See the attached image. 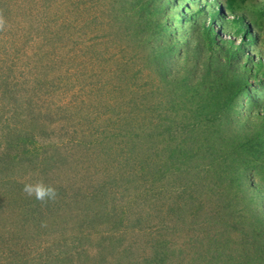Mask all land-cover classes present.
Wrapping results in <instances>:
<instances>
[{"label":"trees","instance_id":"trees-1","mask_svg":"<svg viewBox=\"0 0 264 264\" xmlns=\"http://www.w3.org/2000/svg\"><path fill=\"white\" fill-rule=\"evenodd\" d=\"M90 1H72L75 8L70 13L79 19L69 21V14H64L61 28L53 31L51 27L58 23L52 19L47 23L51 34L60 32L48 43L47 64L36 50L28 62L21 49L27 25L21 20L12 23V17L25 14L22 1L16 10L6 7L7 0L0 1V174L10 180L9 171L18 168L23 178L12 181L11 200L6 206L0 202V212L16 220L21 217V230L28 231L25 238H39L48 229L68 232L72 217L80 219L73 227L78 232L42 248L48 252L42 264H264V95L251 96L250 102L241 100L254 82L264 84V57L252 59L254 64L248 69L234 57L235 51L242 52L241 60L247 55L241 50L245 40L262 41L263 33L254 21L258 15L246 19L248 0H224L226 12L221 8L209 11V20L194 42L204 41L208 51L223 47L229 51L213 69L220 76L214 77L210 93L207 90L200 97L203 101L191 117L185 115L187 121L177 122L165 101V84L170 80L163 67L156 73L152 65L165 60L174 46L164 47L161 40L158 51L145 50L159 41L160 34L170 33L162 21L152 27L156 0H114L118 7L114 5L109 16L114 15L116 29L108 43L102 36L108 21L103 24L99 0L93 1L97 3L91 5V12ZM258 6L254 11L264 14V0ZM52 14L45 18L49 20ZM85 14L87 19H83ZM136 15L147 23L143 30L128 25ZM213 17L223 21L222 31L229 37L214 33ZM29 18L31 39L38 41L43 25L40 11H29ZM228 22L235 27L225 33ZM84 35L89 41L81 42L97 53L91 55L96 59L88 68L93 61L77 46ZM95 39L99 43L91 42ZM105 43L108 49L94 48ZM54 63L62 71L50 74L48 68ZM96 65L103 70L99 72ZM256 66H263L260 76H255ZM39 68L47 73L42 75ZM151 69L156 84L149 80ZM90 77H97L93 78L96 87ZM58 87H64L62 103L56 101ZM71 90L69 98L65 91ZM69 110L78 120L66 114ZM63 113L67 140L41 143L44 130L55 117L63 119ZM201 115L211 116V123L199 120ZM87 134L92 143L86 166L73 179L82 185L75 192L69 185L54 184L58 147L69 148L75 142L86 145L78 136ZM30 170L37 173L35 181L40 185L33 191L28 186ZM139 187L144 191L138 193ZM27 188L31 193H25ZM139 196L146 199L151 215H157L160 228L150 229L153 238L142 251L123 246L128 240L124 233L139 224L137 220L134 227L135 219L129 226L124 222ZM94 237L97 243L92 246ZM24 239L0 240V264H24V255L30 251Z\"/></svg>","mask_w":264,"mask_h":264},{"label":"rangeland","instance_id":"rangeland-1","mask_svg":"<svg viewBox=\"0 0 264 264\" xmlns=\"http://www.w3.org/2000/svg\"><path fill=\"white\" fill-rule=\"evenodd\" d=\"M2 1V0H0ZM17 1V2H16ZM19 0H7L6 2V7L7 8H12L16 10V6L18 5ZM22 3L20 6H23V9L21 11H25V14L23 15H14L12 17V23L16 24L19 20H21L20 23L22 25H27L25 29L27 30L25 36L23 39H21L20 44H22V48L24 55H27L28 62H31L32 58H34V52L38 51L40 56L43 58V63L47 64V57L48 54V43L50 40H54L60 32H58L56 35L50 33V27L47 25V23L52 19L54 23H58L56 26L51 27V30H57L60 26V21L62 15H66L67 13L69 14L68 19L69 21H74L75 18H78L76 14L73 16L71 15V9H74L72 1L73 0H21ZM94 1V0H93ZM90 1L91 3H88V7H90V12L92 11L91 5L93 3H97V1L93 2ZM120 1V0H119ZM131 1V0H129ZM261 0H248L247 3L244 4L245 6V13L248 14V17L246 18L248 21L251 20L250 15L256 14V18L253 20L255 23L258 25L259 31H262L263 33V38L262 41L258 39H255L253 42L250 40H245V45L241 50L243 52L246 51L247 55H244L241 60V54L242 52L235 51V56L237 57V60H240L241 64L245 65V69H248L249 66L254 64L252 62V59H255L258 61L259 58L262 56L264 57V14L258 11H254L257 7L259 8L258 3ZM263 1V0H262ZM117 2V0H116ZM114 2V0H99V4L101 5L102 12H104L102 19L103 24H105V21H108V25H106L104 32L102 30H99L98 33H103L102 36L106 40V43L110 41V37H114V30L115 28V20H113V16H109V13H111V9L113 8L114 5L117 3ZM116 3V4H115ZM216 3H219V7L217 6ZM257 4L255 6L254 4ZM255 6L253 8V5ZM3 4H1L2 6ZM224 5V0H156L155 2V7H153V13H157L156 15L154 14L153 21L155 19L154 24L152 23V27L155 29V24H158L159 22H163L166 25H169V35H166V33L160 34L159 41L154 42L151 45H148L145 47L146 51H158L159 50V44L161 43V40L163 44H165L164 47L168 45H173L174 46V52L173 53H168L166 56L165 60H162L161 63L154 62L153 67L154 71L158 73L162 67L166 72V79H169V83L165 84L167 88V92L165 95V101L166 104L172 107V113H170L171 118H173L177 122H184L187 121L185 119L186 116L191 117V111L197 106L202 103L203 100L200 99L201 96L205 95V92L209 90L212 87V82L214 81V77L216 75L220 74H215L214 68L218 65L219 59L222 57L226 56L225 51L227 50L226 47L223 48H215L212 51L207 50V46L204 41L195 43L194 41L197 39L198 31L199 29L203 26L204 22L206 21L207 18H209V11L212 10H219L218 8H223ZM118 7V5H116ZM161 8H163L161 10ZM120 9V8H119ZM160 9V10H159ZM29 11H40L41 13V18H42V28H41V33L38 38V41H34L31 39V31L30 27L32 24H30V18H29ZM222 12H226L224 9H222ZM48 13H53L52 17H47L49 20L45 18L48 16ZM230 17H232L231 13H227ZM87 14L83 17V19H87ZM128 23L130 26V29H140L143 30L144 27L147 25L144 20L140 18V16L136 15V17ZM79 19V18H78ZM77 19V20H78ZM134 23H131L132 21H135ZM209 20V19H207ZM252 20V21H253ZM76 22V21H75ZM229 24H226L227 30L225 31L228 32L230 29H234V25L231 22H228ZM212 28H214V33H216L217 36L221 37L223 31H222V26H223V21L219 20L217 21L216 18L213 17V21L210 23ZM14 26V25H13ZM92 25L91 27H93ZM230 26V28L228 27ZM98 28V26L96 25ZM168 27V26H167ZM61 28V27H60ZM16 31V29L14 28ZM21 31V30H19ZM127 29H124V32H126ZM122 29H119L117 31V34L120 35V33L124 34ZM92 33V32H91ZM122 34V35H123ZM48 35H51L48 37ZM122 35H120L122 37ZM96 35L95 37H97ZM166 36L168 39H166ZM48 37V38H47ZM223 37H229L228 34L223 33ZM242 37V36H241ZM100 39V37H99ZM99 39H95V41H91L94 43H99ZM97 40V41H96ZM101 40V39H100ZM81 41H89L87 37L84 35L81 37L78 41L77 46H81V49L84 52H81L82 54L86 55L93 61L94 58L93 55H96L97 53L91 52L93 49L89 50V44L87 45L86 42H81ZM90 43V42H88ZM106 43L102 46L100 44L94 46V48L97 49H108L109 46H106ZM10 45V44H8ZM100 45V46H99ZM93 46L91 45V48ZM36 50V51H35ZM61 51V48H60ZM250 53V55H249ZM143 54H148V53H143ZM245 54V53H244ZM140 55H142L140 53ZM216 55V56H215ZM98 61V60H97ZM96 61V62H97ZM106 62V61H105ZM239 62V61H238ZM94 61L89 63L87 65V68L89 65H93ZM147 63V62H146ZM127 64V63H126ZM149 64V63H148ZM56 63H54L53 66L48 68V73L54 74V73H60L62 71V67L55 66ZM97 70L100 72V70H103L102 68H99L98 65H96ZM134 66L132 67V69ZM40 72L42 75L47 73L46 70H42L39 68ZM146 71H150L149 68L146 69ZM145 71V73H146ZM260 71V72H259ZM129 72V71H126ZM261 72H263V66H256V74L255 76H260ZM156 73H154L151 69V77L150 81L153 79L152 83L156 84L158 83V80L156 79ZM97 79V77H93ZM93 78H88L91 79L92 84L96 87V80ZM218 81H221V77L218 78ZM142 82V80H141ZM153 84V85H154ZM156 88V85H154ZM162 87V86H159ZM64 87H58L56 88L58 93L55 96L56 101L58 103H62L61 101V93ZM56 91V92H57ZM71 91H65L68 92L69 95L68 97L70 98ZM220 95V94H219ZM258 95V96H263L264 95V84L263 81H257L254 82V84L250 88V93L245 95L243 100L244 102L249 101L250 102V97ZM209 97V96H208ZM155 100L160 102V97L156 96ZM95 101V100H94ZM93 101V102H94ZM81 103V101L79 102ZM81 105V104H79ZM84 111L86 112L88 108L86 106ZM169 107V108H171ZM246 109V106L242 109ZM46 112V111H44ZM179 113L178 115L175 113ZM66 114L71 115V111L69 110L66 112ZM186 115V116H185ZM62 118L65 117V113L61 114ZM71 117H74L76 120L78 118L74 115ZM211 116L209 117H204V115H201L198 117L199 120H205L207 123H211ZM25 119V118H23ZM57 119L56 117L54 118V122H52L47 129L44 130L42 133V137H40L39 141L41 143H46L47 145L51 144V141L53 143H62L63 139L67 140L64 136V129L63 128V123L66 122L65 119ZM87 124H90L87 123ZM89 131H91L89 127ZM123 137V135H122ZM79 139H82L85 141L87 144L83 145L79 144L78 142L69 144V148L63 149L62 146L58 147V151L54 155V159L57 162V165L59 169H55V175L57 176L56 179H54V184L56 185H69L73 191L75 192L79 189V187L82 185L80 184L79 180L76 182V184L73 182L75 173L78 171H81L84 169L86 166V161H87V156H88V151L90 148V145L92 143V137L87 134L86 136L79 135ZM120 138V137H119ZM118 138V139H119ZM121 140V139H120ZM54 147V146H53ZM60 148V149H59ZM53 153L55 152V149L53 148ZM67 150V151H66ZM79 161H81L79 163ZM91 165H93V162H90ZM11 174V179H7L4 177L2 174H0V202L1 204L5 205L8 204L11 200L12 195L8 194V188L12 184V181L15 178L18 179H23L22 176H20L19 169H12L9 171ZM29 179L28 181L30 184L28 185L32 191L33 189L39 188L38 182L35 181V177L37 173L34 171L30 170L29 171ZM48 178V176H46ZM17 183V182H15ZM134 189V186H132ZM29 189L27 188L25 190L26 194H29L31 192H28ZM143 188L139 187L138 193H141ZM149 201L152 203L151 200H154L153 198L149 197ZM138 204L135 205L129 212V215H127V219H125V223L127 226H129L130 221H134V227L137 224L138 220V225L135 227V229L130 230L128 233H124V237L128 239L123 243V246H130L133 245L132 247L136 250H143V246L146 245V241L148 239H152L153 237H150L149 232L150 229L154 228L157 229V231H160V228L157 227V220L158 217L156 214L151 215L152 211H150V206L147 203L146 204V199L144 197H138ZM147 205V206H146ZM262 208L264 209V203L262 204ZM133 210V211H132ZM19 220H16L15 217L12 218V215H7L3 213V211L0 212V234H3L2 236L0 235V240H11V239H16L17 237H22L23 239L25 236H27L28 231L27 230H21L22 226V220L21 217H18ZM72 230L68 232H63L59 231L58 229L56 231L48 229L47 232L42 231L41 236L39 238H36L32 236L31 238H25L24 241H26V244H28V247L30 251L28 253L26 252L24 255V264H30L32 263V260H37V264H42L43 261L45 260L44 256L48 253L45 249H42L43 247L46 248V246L51 245V243H56L58 242L63 235H72L75 232H78V230H73V227H76L80 223V219L76 218L73 219L72 217ZM104 227V226H102ZM109 227V226H108ZM70 228V227H69ZM131 228V227H130ZM187 228V224H186ZM43 229V227H42ZM95 233V231H93ZM96 237H94L93 242H90L92 246H95L94 244L97 243ZM131 241V242H130ZM43 243V244H42ZM42 244V245H41ZM70 246V245H69ZM13 249H19V247L15 246L12 244L11 246ZM2 248L8 249V246H3ZM69 248V247H68ZM189 248V247H188ZM55 250H58L57 247H55ZM91 253L96 255V250L91 247L90 248ZM24 254V253H23ZM21 263V262H20ZM184 264H187L185 261Z\"/></svg>","mask_w":264,"mask_h":264},{"label":"clouds","instance_id":"clouds-1","mask_svg":"<svg viewBox=\"0 0 264 264\" xmlns=\"http://www.w3.org/2000/svg\"><path fill=\"white\" fill-rule=\"evenodd\" d=\"M38 195H43V193H42V192H40V193H38Z\"/></svg>","mask_w":264,"mask_h":264}]
</instances>
